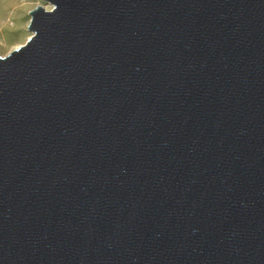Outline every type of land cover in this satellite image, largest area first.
Masks as SVG:
<instances>
[{
	"label": "water",
	"instance_id": "95a60500",
	"mask_svg": "<svg viewBox=\"0 0 264 264\" xmlns=\"http://www.w3.org/2000/svg\"><path fill=\"white\" fill-rule=\"evenodd\" d=\"M0 57V264H264V0H40Z\"/></svg>",
	"mask_w": 264,
	"mask_h": 264
},
{
	"label": "rangeland",
	"instance_id": "374dc122",
	"mask_svg": "<svg viewBox=\"0 0 264 264\" xmlns=\"http://www.w3.org/2000/svg\"><path fill=\"white\" fill-rule=\"evenodd\" d=\"M38 5L52 8L40 0H0V57L25 43L31 34L27 30L29 12Z\"/></svg>",
	"mask_w": 264,
	"mask_h": 264
},
{
	"label": "bare ground",
	"instance_id": "6f19581e",
	"mask_svg": "<svg viewBox=\"0 0 264 264\" xmlns=\"http://www.w3.org/2000/svg\"><path fill=\"white\" fill-rule=\"evenodd\" d=\"M17 48V47H16Z\"/></svg>",
	"mask_w": 264,
	"mask_h": 264
}]
</instances>
